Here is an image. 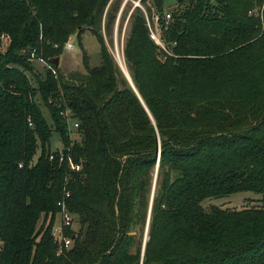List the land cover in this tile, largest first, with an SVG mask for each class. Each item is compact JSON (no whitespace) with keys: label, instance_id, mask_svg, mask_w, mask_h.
<instances>
[{"label":"trees","instance_id":"obj_1","mask_svg":"<svg viewBox=\"0 0 264 264\" xmlns=\"http://www.w3.org/2000/svg\"><path fill=\"white\" fill-rule=\"evenodd\" d=\"M108 2L0 0V264H264V0H176L169 19L162 0L136 6L135 89L105 45ZM85 27L100 63L82 54L66 75L50 59ZM31 54L52 68L33 73ZM54 132L63 162L49 159ZM242 191L262 204H205ZM65 192L77 227L58 252Z\"/></svg>","mask_w":264,"mask_h":264},{"label":"rangeland","instance_id":"obj_2","mask_svg":"<svg viewBox=\"0 0 264 264\" xmlns=\"http://www.w3.org/2000/svg\"><path fill=\"white\" fill-rule=\"evenodd\" d=\"M162 8L164 13H173L176 11H181L184 8V5L187 3V0H184V4L181 6L178 5L176 0H162ZM151 5L152 0H147L146 4H141L139 0H109L108 4L104 10V17L102 21V35L104 37L105 45L109 53L114 58V61L117 63L118 56L124 64V55L123 49L126 37L129 32V16L132 10L137 6L142 9L144 12V7L146 5ZM177 7V8H175ZM115 15L114 20L112 21L109 30L107 29V18L105 15ZM153 17H156V10L152 8ZM106 17V18H105ZM153 22V21H152ZM151 28L155 33H159L156 28V24H150ZM82 33L79 37L75 34L71 35L67 40H71L76 47L74 51H65L63 48L60 53V63L59 69L66 75L73 71H84L83 68V61H82V54H85V58L87 63L90 66H95L100 63V48L99 42L97 37L86 27L82 28ZM45 61V60H44ZM32 65L34 67L33 73L39 74L48 69L47 63H43L39 59H33ZM31 82L33 83V77L27 73ZM45 111V115L47 116V112ZM50 146L51 149H60L62 147L61 142L59 140V136L57 133H53L50 138ZM205 204H213L217 206H221L223 208H235L240 209L243 207H250V206H259L262 203L259 201L258 197L249 191H242L230 196L221 197V198H213L206 200ZM208 207V206H205ZM58 223V219L56 221Z\"/></svg>","mask_w":264,"mask_h":264},{"label":"built area","instance_id":"obj_3","mask_svg":"<svg viewBox=\"0 0 264 264\" xmlns=\"http://www.w3.org/2000/svg\"><path fill=\"white\" fill-rule=\"evenodd\" d=\"M166 19L170 18V14L167 13L165 15ZM157 19V18H156ZM148 27H149V31H150V37L151 39L158 45L162 46L158 33H155L153 31V29L151 28L150 23H147ZM1 40V50L4 51L9 43H10V37L8 34H2L0 37ZM63 49L65 51H74L76 50L75 44L71 41V40H67L64 45H63ZM24 54V52H23ZM31 61L33 59H39L41 60L44 64L47 63L45 62L43 59L41 58H35L33 56V54L30 55L29 58ZM48 66V68H52L51 65H49L48 63L46 64ZM60 114L62 115L63 119L66 121L68 129L71 131L75 128L78 127V123L72 119V117L70 116V112L68 110L62 111L60 112ZM29 125L31 126V122L29 121ZM56 152V153H54ZM58 159L59 162H63L65 160L64 154H63V149L62 147L60 149H55L53 150L50 154H49V159L50 160H54V159ZM72 169H79L77 166H73L71 165ZM69 197V192H65V195L57 202V206H58V212H57V217H58V223L56 222V224L53 226L52 228V236L54 238V241L56 242L57 246H58V252H60L62 249H67L71 246L72 244V237L66 236V234L64 233L65 229L69 228L72 231H76V227H77V217L74 213H72L69 209L68 206V201L67 198ZM75 235V232L74 234ZM72 235V236H73Z\"/></svg>","mask_w":264,"mask_h":264},{"label":"water","instance_id":"obj_4","mask_svg":"<svg viewBox=\"0 0 264 264\" xmlns=\"http://www.w3.org/2000/svg\"><path fill=\"white\" fill-rule=\"evenodd\" d=\"M50 62L51 64L54 66V67H58L59 63H60V57H55V58H52L50 59ZM118 63V61H117ZM118 66L120 67L121 71L123 72L124 76L126 77V79L128 80V82L131 84V86L135 89L132 81H131V78L129 76V73L118 63ZM147 230V229H146ZM72 238H74V235L72 236ZM144 244H145V241L143 243V249H144ZM142 249V250H143Z\"/></svg>","mask_w":264,"mask_h":264},{"label":"bare ground","instance_id":"obj_5","mask_svg":"<svg viewBox=\"0 0 264 264\" xmlns=\"http://www.w3.org/2000/svg\"><path fill=\"white\" fill-rule=\"evenodd\" d=\"M118 63L126 70L125 66L122 64V61L120 60L119 56H118ZM127 71V70H126Z\"/></svg>","mask_w":264,"mask_h":264}]
</instances>
